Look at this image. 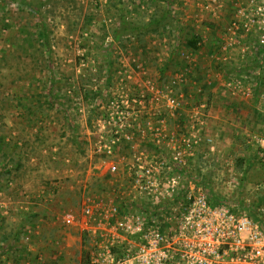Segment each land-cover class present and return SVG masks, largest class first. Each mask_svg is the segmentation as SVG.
Instances as JSON below:
<instances>
[{"label": "rangeland", "instance_id": "374dc122", "mask_svg": "<svg viewBox=\"0 0 264 264\" xmlns=\"http://www.w3.org/2000/svg\"><path fill=\"white\" fill-rule=\"evenodd\" d=\"M28 1L40 7L38 14L23 0H0V232L9 240L17 237L20 222L30 237V230L42 220L51 223L49 227L57 226L52 222L58 221L63 235H80L78 227L63 226L65 213L80 214L87 194L116 201L115 190L121 185L126 188L127 181L106 168L101 172L103 168L94 167L99 158L92 154L90 144L103 108L120 88L131 95L135 92L134 82L124 80L130 74L134 78L148 74L162 85L170 81L182 54L176 53L170 64L167 47L178 40L183 47L197 24L213 35L211 43L220 57L224 38L234 41L228 49L230 58L220 59L228 65L223 67L228 68L224 79L250 83L257 108L245 126L250 131L263 130L264 0H223L218 8L212 0ZM167 6L171 22L158 32L115 39L121 16L147 21ZM233 23L240 29L233 32ZM179 31L181 38L177 37ZM134 62L144 63V74ZM84 88L101 95L86 98ZM163 112L168 128L187 126L186 117L181 122L168 110ZM151 138H142L137 132L124 153L131 156V150L140 149L158 155ZM233 150L221 154L220 160L202 145L196 168L202 172L209 194L258 214L262 204L264 208V164L258 145L251 141L243 146L241 142ZM49 227L42 234L50 238ZM38 237H32L33 245ZM80 238V244L72 247L73 264L80 255L84 264L88 241L84 242L83 235ZM6 252L0 248V264H4ZM33 252L34 257L38 251Z\"/></svg>", "mask_w": 264, "mask_h": 264}, {"label": "built area", "instance_id": "2783aa9c", "mask_svg": "<svg viewBox=\"0 0 264 264\" xmlns=\"http://www.w3.org/2000/svg\"><path fill=\"white\" fill-rule=\"evenodd\" d=\"M222 2L212 0L216 8ZM238 29L233 23V32ZM233 42L227 39L222 51ZM134 64L145 73L143 62ZM187 70H177L165 85L148 74H130L124 80L134 82L135 92L128 94L122 87L103 108L90 141L92 154L99 158L98 168L123 176L127 184L115 190L116 201L87 194L80 214H64L67 224L88 236L87 264H264L263 204L258 216H252L209 194L196 173L199 148L210 141L204 136L210 108L206 99L192 103L181 90ZM244 84V79L228 81V86L252 95ZM162 107L181 122L186 117L187 126L168 128ZM137 132L152 137L158 155L124 153ZM255 139L264 164V132Z\"/></svg>", "mask_w": 264, "mask_h": 264}, {"label": "crops", "instance_id": "0c3cea01", "mask_svg": "<svg viewBox=\"0 0 264 264\" xmlns=\"http://www.w3.org/2000/svg\"><path fill=\"white\" fill-rule=\"evenodd\" d=\"M212 17L216 16H210V18ZM192 20H195V18H192ZM213 26L214 24H211V27ZM195 28L191 29L190 39L188 42H183V47L180 44L182 40H178L177 44L168 46L167 53L166 51L164 53L168 55L169 58L167 60L170 64L174 62L172 59L176 56V53L177 55L182 54L180 62L176 67L178 71L181 69H185L186 71L188 69V81L181 87V90L190 101H193L197 97V100L206 99L209 105L210 111L204 136L208 137L210 141H204L202 145H206L213 155L219 157L223 153L229 155L233 149L239 148L241 142L243 146H248L251 141L256 144L253 137L256 138V136L263 134L264 125L263 130L260 132L247 129L249 125L247 124L245 126L246 120L250 118L249 116H255V109L257 108L255 98L251 95H245L243 90H236L228 86V80L231 79H224L226 69L228 68L223 69V67H228V65H226L227 63H222L218 58L217 48L213 46V42L211 43L214 39L213 35L207 34L198 24ZM177 37L181 38L180 31ZM192 39H198L196 48H193L189 43ZM224 39L226 41L227 39L231 40L228 36ZM228 53H230L228 50L224 52L226 60L230 58ZM188 65H191L192 68L189 69ZM245 83L244 86L248 88V82ZM136 150L140 149L131 150L130 152L134 153ZM228 164H232L230 157ZM94 167H99V165L96 164ZM101 172H104V169ZM196 173L202 175L200 169H197ZM62 217L64 218V215ZM39 219L42 220L41 217ZM52 224H57V226L49 227L51 223H46L45 220H42L40 224L33 226V230H30L32 234L29 237L27 235L29 232L25 230L26 226H24V222H20L17 226V234L19 235L18 239L20 241L17 244L19 251H15L17 249L12 245L14 244L13 242L11 245L13 246L12 250L14 252L7 254L10 251L8 250L2 255L4 264H7V262L8 264H73V259H71L73 253L72 247H77L76 244H80L82 234L72 235L71 233H67V235H63V231L58 227V221H53ZM63 226L71 227L65 220ZM48 227L51 232L50 238L46 236L45 232L42 234L43 228L46 229ZM41 234L42 236L38 237ZM33 235L35 239L38 237V243L36 245H33L35 244V239L32 241ZM33 250L38 251L34 257L32 255L34 254ZM31 257L33 258L31 259ZM31 260H33V263H31ZM74 260L77 264H82L81 255Z\"/></svg>", "mask_w": 264, "mask_h": 264}, {"label": "trees", "instance_id": "16d2710c", "mask_svg": "<svg viewBox=\"0 0 264 264\" xmlns=\"http://www.w3.org/2000/svg\"><path fill=\"white\" fill-rule=\"evenodd\" d=\"M25 3L28 2L27 4H29L31 6V9L33 11V13H39V6L36 4H32L31 1L28 0H23ZM172 0H169L168 2H171ZM171 11L170 8L167 6L164 9H162L161 11L156 12L155 14H153L147 21H130L128 19H126L125 16H121L120 17V26L119 29L117 31V33H115V39L116 40H121L124 38V36L126 34H132V33H138L139 35H146L149 33H154V32H158L162 27H165L167 25H169V23L171 22ZM44 36L47 37L48 36V32L47 30L44 29ZM197 42L198 39H192L189 41L190 45L193 48L197 47ZM263 86H264V80H263ZM84 95L86 98L92 97V98H96L97 96H100L101 94L96 91V90H91L88 88H84ZM238 163L240 164L239 166L242 167L244 160H239ZM241 170V168L239 169V171ZM206 185V184H205ZM212 195V194H211ZM214 197V195H213ZM252 216H258L256 213H250ZM260 225L262 227V229L264 230V217L262 219H260ZM16 238H14L13 240H9L7 238V236H2V233L0 232V248L3 249V251H8V250H12L14 245L16 247L17 243L16 241L18 240V234H16ZM83 240L85 243H87L88 241V236L86 234L83 235ZM3 242H7L6 245L3 246ZM14 242V244H12ZM12 244V245H11ZM15 251H19V249L15 250ZM83 262L84 264H87L84 257H83Z\"/></svg>", "mask_w": 264, "mask_h": 264}]
</instances>
